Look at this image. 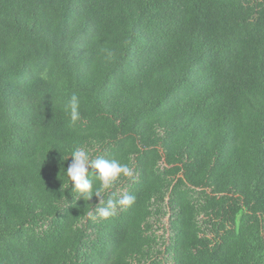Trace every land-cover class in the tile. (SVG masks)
Returning <instances> with one entry per match:
<instances>
[{"label": "trees", "instance_id": "trees-1", "mask_svg": "<svg viewBox=\"0 0 264 264\" xmlns=\"http://www.w3.org/2000/svg\"><path fill=\"white\" fill-rule=\"evenodd\" d=\"M81 146L133 169L106 220ZM0 264H264V0H0Z\"/></svg>", "mask_w": 264, "mask_h": 264}, {"label": "clouds", "instance_id": "clouds-1", "mask_svg": "<svg viewBox=\"0 0 264 264\" xmlns=\"http://www.w3.org/2000/svg\"><path fill=\"white\" fill-rule=\"evenodd\" d=\"M65 111L70 125H75L81 120L80 100L75 93L65 105ZM69 156L71 161L64 171L69 183L64 185V189H69L72 200L69 202L66 196L62 197L67 208L75 207L77 200L87 202L95 196L98 203L92 205L88 217L92 220H106L135 202V196L128 192H123L117 197L116 186L121 177L133 176V169L128 164L121 163L118 159H107L102 155L93 156L84 146L75 148ZM96 182H99L98 187Z\"/></svg>", "mask_w": 264, "mask_h": 264}, {"label": "rangeland", "instance_id": "rangeland-1", "mask_svg": "<svg viewBox=\"0 0 264 264\" xmlns=\"http://www.w3.org/2000/svg\"><path fill=\"white\" fill-rule=\"evenodd\" d=\"M166 219L167 218H165L163 220V226H162V228L159 231H157V233H156L158 236H163L164 240L167 238V233L165 232V229L167 228V221H166Z\"/></svg>", "mask_w": 264, "mask_h": 264}]
</instances>
